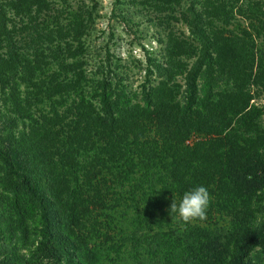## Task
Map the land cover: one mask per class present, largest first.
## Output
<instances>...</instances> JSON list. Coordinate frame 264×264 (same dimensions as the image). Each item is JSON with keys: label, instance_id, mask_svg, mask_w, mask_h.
<instances>
[{"label": "trees", "instance_id": "16d2710c", "mask_svg": "<svg viewBox=\"0 0 264 264\" xmlns=\"http://www.w3.org/2000/svg\"><path fill=\"white\" fill-rule=\"evenodd\" d=\"M212 6L191 1L181 17L198 46L168 32L133 90L89 68L86 3L0 0V171L35 206L39 257L250 264L264 254V52L211 32ZM197 186L210 194L206 219L185 224L170 206Z\"/></svg>", "mask_w": 264, "mask_h": 264}, {"label": "rangeland", "instance_id": "374dc122", "mask_svg": "<svg viewBox=\"0 0 264 264\" xmlns=\"http://www.w3.org/2000/svg\"><path fill=\"white\" fill-rule=\"evenodd\" d=\"M191 1L180 0L179 6L159 5L157 11L152 5L155 0H121L119 4L114 0H75L77 5L86 3L95 15L92 32L86 38L89 68L102 67L103 74L110 70L124 78L129 88L140 90L146 78L148 57L159 58L164 53L168 32L194 48L198 46L181 17ZM210 5L220 6L218 16L210 20L211 32L249 41L237 51L264 52V0H210ZM196 8L200 5L196 4ZM100 73L95 77L100 78ZM185 73L173 71L175 83L182 86ZM184 90L181 87L178 98ZM263 99L264 92L256 102ZM0 120L1 128L2 114ZM199 139L200 136H192L187 143L191 145ZM17 184V180L5 178L0 171V264H55L51 258L37 255L41 240L38 214ZM251 256L250 264L264 258L259 250Z\"/></svg>", "mask_w": 264, "mask_h": 264}, {"label": "clouds", "instance_id": "9594fccd", "mask_svg": "<svg viewBox=\"0 0 264 264\" xmlns=\"http://www.w3.org/2000/svg\"><path fill=\"white\" fill-rule=\"evenodd\" d=\"M210 203V194L206 187L197 186L191 191H186L177 206L175 200L170 206V214L177 213L185 224L193 220L206 219V211Z\"/></svg>", "mask_w": 264, "mask_h": 264}]
</instances>
